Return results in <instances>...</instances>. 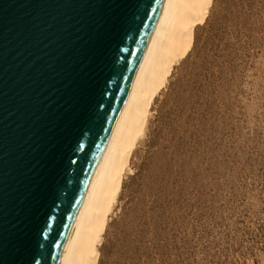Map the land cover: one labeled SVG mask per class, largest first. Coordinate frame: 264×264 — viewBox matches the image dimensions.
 Here are the masks:
<instances>
[{
  "label": "rangeland",
  "instance_id": "rangeland-1",
  "mask_svg": "<svg viewBox=\"0 0 264 264\" xmlns=\"http://www.w3.org/2000/svg\"><path fill=\"white\" fill-rule=\"evenodd\" d=\"M153 107L98 264H264V0H214Z\"/></svg>",
  "mask_w": 264,
  "mask_h": 264
},
{
  "label": "water",
  "instance_id": "water-1",
  "mask_svg": "<svg viewBox=\"0 0 264 264\" xmlns=\"http://www.w3.org/2000/svg\"><path fill=\"white\" fill-rule=\"evenodd\" d=\"M167 0H0V264H63Z\"/></svg>",
  "mask_w": 264,
  "mask_h": 264
},
{
  "label": "bare ground",
  "instance_id": "bare-ground-1",
  "mask_svg": "<svg viewBox=\"0 0 264 264\" xmlns=\"http://www.w3.org/2000/svg\"><path fill=\"white\" fill-rule=\"evenodd\" d=\"M214 0H167L106 145L63 264H98L100 246L157 96L195 41Z\"/></svg>",
  "mask_w": 264,
  "mask_h": 264
}]
</instances>
